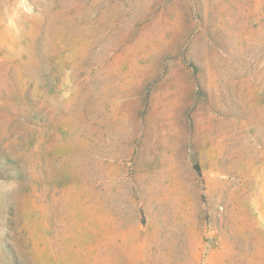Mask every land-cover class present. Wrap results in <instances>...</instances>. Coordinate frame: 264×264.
<instances>
[{
  "label": "rangeland",
  "instance_id": "374dc122",
  "mask_svg": "<svg viewBox=\"0 0 264 264\" xmlns=\"http://www.w3.org/2000/svg\"><path fill=\"white\" fill-rule=\"evenodd\" d=\"M0 264H264V0H0Z\"/></svg>",
  "mask_w": 264,
  "mask_h": 264
}]
</instances>
